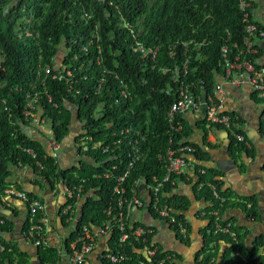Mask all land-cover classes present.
<instances>
[{"label":"trees","instance_id":"obj_1","mask_svg":"<svg viewBox=\"0 0 264 264\" xmlns=\"http://www.w3.org/2000/svg\"><path fill=\"white\" fill-rule=\"evenodd\" d=\"M84 9L91 14L90 18H83ZM245 25L239 0H0V205L19 163H22L23 166H30L50 188L62 181L72 184L85 180L84 203L75 220L69 222L75 228L66 243L68 250L71 241L85 225L93 228L111 222L115 226L118 196L114 193V185L117 179L98 176L113 163L106 161L108 156L80 160L77 165L66 168L61 161L50 157L44 145L19 122L23 117L25 94L32 84L38 83L36 69L39 63H49L55 68L56 58H59L64 46V64L72 68L76 66L77 74H86L90 78L80 81L77 87L81 93L69 92L64 81L49 82L54 101L59 105V109L49 106L58 135L61 138L67 136L74 120L88 118L90 123L95 122L91 116L102 102H106L105 114L96 122L91 133L103 138L107 123L125 126L133 122L134 126L137 125L146 136L143 144L145 156L134 164L126 179L127 195L132 194L137 179L151 182L155 174L160 178L164 176L165 168L158 158L159 153L170 146L178 148L191 144L200 163L196 172L172 175L171 181L162 189L161 203L176 210L178 216L186 221L190 236L191 226L183 212L190 208L191 200L176 189L182 181H195L197 198L209 202L200 212L201 215L204 212L202 216L208 222L202 231L205 247L200 263L209 264L216 259L218 243L223 240L230 245L220 259L222 264H264V256L258 254L261 242L256 241L248 249L246 235L240 234L235 223L225 217L226 209L233 204L230 198L234 196L231 191L223 189L218 179L220 172L203 164L210 159L208 151L188 141L190 130L183 124V116H178L183 124L178 131L170 128L167 118L168 108L178 98L181 82L190 85L199 95L213 92L222 71L219 65L221 46L227 40L229 45L242 41L246 35ZM258 25L264 29L263 24ZM96 31L99 41H96ZM141 44L147 51L159 48L156 56L152 52L145 54L135 50ZM75 55L77 60H73ZM105 67L111 73H105L106 82L98 88ZM115 73L129 83L133 92V98L127 99L122 107L115 104V94L119 91ZM72 104L75 105V116L70 108ZM6 106H9L11 114L5 110ZM229 113L236 116L231 110ZM204 121L208 123L206 119ZM261 128L264 134V122ZM170 138L173 139L172 144ZM230 139L238 152L246 148L243 142L236 141L232 136ZM205 143L211 146V142L205 140ZM24 147L37 151L38 159L44 164L42 171H38L36 160L23 150ZM200 168L205 169L204 174L199 172ZM120 173L121 170L115 171L116 175ZM202 182L204 184L199 188ZM212 184L216 185L220 198L214 195ZM27 194L31 200L39 199L34 192L27 191ZM150 204L140 209H146L152 217H156ZM251 206V211L258 216L254 202ZM108 207L111 215L105 212ZM216 210L221 214L219 225L230 223L229 231L218 229L216 216L212 213ZM0 217L3 216L0 214ZM67 218V215L62 216L64 222ZM138 225L149 226L135 220L133 227ZM151 226L154 232L146 236V242L131 236L123 248L118 246L120 231L114 229L110 236V249L104 255L124 252L129 258L128 264H178L179 253L167 249L164 243L158 241L155 237L157 227ZM28 228L29 222L24 230ZM7 230L5 220L0 225V239L5 246V250H0L1 264L13 263L14 260L3 237ZM128 231L131 232L130 229ZM177 238L185 241L189 237ZM146 248L156 249L155 255L149 256ZM41 255L43 263L56 264L60 258L55 248H47ZM241 255L246 256L247 261ZM102 262L115 264L105 256ZM18 264L25 262L21 259Z\"/></svg>","mask_w":264,"mask_h":264},{"label":"built area","instance_id":"obj_2","mask_svg":"<svg viewBox=\"0 0 264 264\" xmlns=\"http://www.w3.org/2000/svg\"><path fill=\"white\" fill-rule=\"evenodd\" d=\"M239 3L241 9L244 11L246 35L240 42L236 41L229 45L227 44V40L221 46L219 65L222 71L218 75V80L211 94L204 92L199 95L191 89L190 85L184 82L180 83L178 98L173 101L167 111V118L170 128L173 131H178L183 128V124L178 119V116L204 109L205 119L210 126L223 128L236 141L249 145L247 136L240 129L238 116L233 117L229 113L226 105L225 85L236 87L245 84L250 85L258 99L264 102V63L259 62L257 59L260 42H263L262 49L264 52V29H260L259 22H255L252 19V0H239ZM82 14L83 18L88 19L91 17V14L85 9ZM95 37L96 41H99L100 36L98 31H96ZM158 49L147 51L142 44L137 45L135 48V50H140L145 54L152 52L154 56H156ZM77 58L75 55L73 60H77ZM64 59V57L60 59L56 58L59 65L55 68L49 63L42 61L39 63L36 69L38 83L32 84L31 89L27 90L25 94V102L22 105L23 117L19 119L20 125L30 135H33L40 141L47 149L48 155L56 161H60L66 146L73 147L76 156L75 159L78 162L87 159L96 160L98 156L107 155L108 158L106 161H112L113 163L103 173H99L98 176L103 175L105 178L116 177L117 182L114 185V193L118 196V209L114 216L115 226L111 222L104 226H96L93 228L85 225L77 237L71 241L69 250H67L66 255L69 257L71 264H87L88 257L94 251L99 238L106 235L111 236L114 229L120 231L118 246L121 248L124 247L125 242L131 236H134L136 239L142 238L146 242V236L154 232L153 226L149 225L148 228H145L142 225H138L134 228L135 220L133 219V212L135 209L145 207L148 203H151L150 205L157 215L156 218L164 222L171 229L175 237L187 239L189 237V230L186 226V221L178 216L176 210L161 203V193L165 184L171 181L172 175L194 174L196 172V167L200 163L194 156L195 148L191 144H185L178 148L170 146L164 152L159 153L158 158L162 161L165 168L164 176L160 178L155 174L151 182L142 178L137 179L132 187V194L127 195L126 179L134 164L142 161L145 156L143 144L146 141V136L141 129L137 128V125H133V122L125 126L122 124L117 126L113 123H107V131L104 133L103 138L91 133V129L96 126V122L105 114L106 102H102L94 112V115L91 116L95 119V122L90 123L87 120L88 118L84 121L80 119L74 120L70 133L61 138L54 128V119L50 116L49 110V106H55L59 109V105L54 101V96L48 84L51 80L64 81L69 92L75 91L76 93H81L77 86L81 80L85 81L90 78L86 74H77L76 66L72 68L70 65H65ZM165 70L167 71V69ZM103 71L104 74L101 76L98 88H101L102 84L106 82L105 73H111L106 67ZM185 73H187V67L185 68ZM116 79L118 80L119 91L115 94V104L116 106L122 107V104H125L127 99L133 98V92L129 83L117 73H115ZM175 80H178V78H175ZM18 89H22V87ZM66 103H68V100H66ZM70 108H72L75 116V105L72 104ZM5 110L11 114L9 106H6ZM36 135H39L40 138H37ZM170 143H173L172 138H170ZM23 150L32 155L39 167L38 171H42L44 164L38 159L37 151L30 147H24ZM19 164L18 169L20 170L31 168L27 165L23 166L22 163ZM118 170H121V173L116 175L115 171L117 172ZM199 172L204 174L205 169L200 168ZM84 181L72 184L62 181L58 182L54 188H51L53 194L62 193L65 196L66 201L62 207L61 214L67 215V221L69 222L75 220L76 214H78L84 203ZM138 184H140L139 188H137ZM203 184V182L200 183L199 188ZM211 186L214 190V195L220 198L216 185L212 184ZM141 187L145 188L148 197H145V194L142 193ZM10 199H19L25 202L28 207L29 228L24 232V238L38 247L47 246L46 234L49 226V217L46 209V201L40 198L31 200L27 191L18 188L14 183H11L5 190L2 202L6 203ZM221 199L223 200V198ZM105 212L109 215L112 213L109 207L105 208ZM212 213L216 216L218 223L221 214L217 210ZM4 223L5 219L0 217V225ZM229 227L230 223H227L225 226H221L218 223L219 230L229 231ZM232 235L236 238L234 232ZM0 250H5L1 239ZM145 251L149 256H154L156 253V249L153 248H146ZM104 256L115 264H128L129 260L124 252H108ZM241 256L244 261H247L246 256ZM142 264L145 263L143 262Z\"/></svg>","mask_w":264,"mask_h":264},{"label":"crops","instance_id":"obj_3","mask_svg":"<svg viewBox=\"0 0 264 264\" xmlns=\"http://www.w3.org/2000/svg\"><path fill=\"white\" fill-rule=\"evenodd\" d=\"M252 2V19L264 25V0H252ZM262 47L263 42H260L257 59L264 63ZM225 92L226 105L238 116L240 129L248 138L249 145H244L248 151L245 148L238 152L231 144L228 131L205 123L204 109L184 114L183 124L190 130L188 141L208 151L210 159L203 164L220 172L218 179L222 182L223 189L231 191L234 196L230 198L233 204L226 209L225 217L235 223L240 234L246 235L245 242L248 249L252 248L256 241H260L258 254L264 256V134L261 128L264 122V102L258 99L252 87L247 84L239 87L225 85ZM36 137L40 138L39 135ZM205 140L211 142V146H208ZM75 157L73 147L66 146L60 161L68 168L79 163ZM41 180L32 168H25L17 169L12 183L18 188L34 192L38 198L46 201L49 217L46 234L48 245L38 247L24 238V227L29 222L28 207L19 199H10L0 205V214L8 223V230L3 233V237L14 259L13 263L6 262V264H18L21 259L25 264H51V262H42V251L47 248L58 250L60 258L56 264H71L66 255L68 250L66 243L73 234L75 225L62 219L61 210L66 198L62 193L53 194L49 184L45 181L47 184L45 185ZM28 183L34 184L37 189L40 188L42 194H39L38 190L26 188L25 185ZM195 185V181H182L176 189L178 193L188 196L191 200L190 208L183 212L191 226L190 236L185 241L175 237L164 222L152 217L146 209H135L133 212L134 220L157 227L155 237L164 243L167 249L179 253L180 257L176 260L178 264H202L200 260L205 247L202 231L208 222L200 212L209 205V202L204 198H197ZM141 188L145 197H148L145 188ZM248 199H252L256 205L258 216L251 211L253 202ZM223 200L225 201L226 198ZM229 245L220 240L218 256L209 264H222L220 259ZM109 249L110 235L100 237L94 251L88 257L87 264H103L102 257Z\"/></svg>","mask_w":264,"mask_h":264},{"label":"rangeland","instance_id":"obj_4","mask_svg":"<svg viewBox=\"0 0 264 264\" xmlns=\"http://www.w3.org/2000/svg\"><path fill=\"white\" fill-rule=\"evenodd\" d=\"M251 13H252V11H251ZM28 46L30 47V45H28ZM62 48H63V49H62ZM62 48H61V50H60V52H59V59H60V58H63L64 55H65V53H66V51H65L66 48H65L64 46H63ZM57 65H59V64H58V61H57ZM41 179H42V178H41ZM41 181L43 182V184L47 185L43 179H42ZM25 187H26V188H32V189L35 190V191L38 190L39 194H42L41 189H40V188L37 189V187H35L34 184L32 185V184H29V183H28V184L25 185ZM50 218H51V217H50Z\"/></svg>","mask_w":264,"mask_h":264},{"label":"water","instance_id":"obj_5","mask_svg":"<svg viewBox=\"0 0 264 264\" xmlns=\"http://www.w3.org/2000/svg\"><path fill=\"white\" fill-rule=\"evenodd\" d=\"M227 131V130H226ZM236 165V164H235Z\"/></svg>","mask_w":264,"mask_h":264}]
</instances>
